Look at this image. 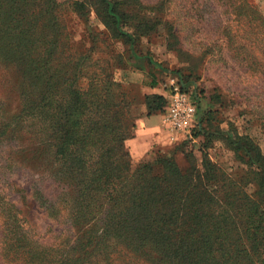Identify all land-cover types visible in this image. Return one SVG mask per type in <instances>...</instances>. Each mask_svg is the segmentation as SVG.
<instances>
[{
    "label": "rangeland",
    "instance_id": "1",
    "mask_svg": "<svg viewBox=\"0 0 264 264\" xmlns=\"http://www.w3.org/2000/svg\"><path fill=\"white\" fill-rule=\"evenodd\" d=\"M123 1L128 14L124 32L134 34L131 43L114 40L93 12L89 22L74 17L70 24L76 50L85 54L96 47L92 70H111L115 82L136 84L143 94H167L164 86L179 72L193 82L190 92L203 93L209 112L208 133L195 139L168 130L165 112L146 117L140 100L133 114L142 115V135L136 131L137 146H132V139L127 141L133 168L160 149L204 181V152L219 171V181L210 184L216 200L238 209L235 206L244 204L246 197L233 190L230 180L241 182L248 168L228 146L226 136H248L264 153V20L253 23L247 16L240 22L221 6L222 0ZM238 5L239 14L253 11L264 18V0H239ZM17 72L0 65V264H174L167 257V249L174 245L171 236L165 243L147 244L149 258L134 257L123 244L128 234L106 236L102 228L77 225L71 216L75 182L56 159L39 114L23 113L24 85ZM153 77L159 85L155 89L149 87ZM87 85V80L82 82L83 88ZM207 136H212L208 143ZM244 192L253 198L257 187L252 183ZM228 212L236 216L234 209ZM205 232L215 233L200 226L198 247L211 244L232 250L250 244L238 233L227 236L233 232L228 229L218 237L207 234L208 239ZM259 237L264 250V230ZM262 260L264 254L256 264Z\"/></svg>",
    "mask_w": 264,
    "mask_h": 264
},
{
    "label": "trees",
    "instance_id": "2",
    "mask_svg": "<svg viewBox=\"0 0 264 264\" xmlns=\"http://www.w3.org/2000/svg\"><path fill=\"white\" fill-rule=\"evenodd\" d=\"M238 2L220 3L239 16L240 22L248 17L253 23L264 20L253 11L239 14ZM125 5L123 0H0V65L18 70L24 85L23 113L39 114L56 159L75 182L72 218L77 225L102 228L106 236L128 234L123 244L135 252L134 257L149 258L147 244L165 243L171 236L181 242L174 246L172 240L174 245L167 249L174 264L258 263L256 259L264 254L259 237L264 230V153L250 137L226 136L228 146L248 168L241 182L230 180L233 190L246 197L244 204L235 206L238 209L230 203L223 207L216 200L210 184L219 181V171L204 152V181L194 176L191 167L180 168L160 149L151 151L145 164L133 168L127 141L135 138L137 122L142 119L133 109L143 102L149 118L166 112L167 98L143 94L136 84L117 83L111 70H92L98 49L92 47L87 53L84 48L85 54L80 53L70 29L74 17L89 22L94 12L114 40L130 44L134 34L124 32L128 26ZM174 75L190 92L193 82L179 72ZM85 80L88 85L83 88ZM156 81L153 77L151 89L159 86ZM191 93L198 107V124L191 138L200 139L209 131V112L203 93ZM211 140L207 136L206 143ZM252 183L257 193L249 198L244 188ZM232 209L234 217L228 212ZM200 226L215 231L205 232V239L207 234L218 237L228 229L233 232L227 236L238 233L250 244L244 242L232 250L211 244L198 247Z\"/></svg>",
    "mask_w": 264,
    "mask_h": 264
},
{
    "label": "built area",
    "instance_id": "3",
    "mask_svg": "<svg viewBox=\"0 0 264 264\" xmlns=\"http://www.w3.org/2000/svg\"><path fill=\"white\" fill-rule=\"evenodd\" d=\"M167 106L165 123L168 130L189 135L198 124V107L191 92H187L176 77H170L164 86ZM171 140H175L171 137Z\"/></svg>",
    "mask_w": 264,
    "mask_h": 264
},
{
    "label": "crops",
    "instance_id": "4",
    "mask_svg": "<svg viewBox=\"0 0 264 264\" xmlns=\"http://www.w3.org/2000/svg\"><path fill=\"white\" fill-rule=\"evenodd\" d=\"M144 124V122L142 121V119H141V128L138 126V128H137V133L139 132L141 135H142V133H141V131H140V129H142L143 128V125ZM137 139H139L138 137H137ZM137 139H132L131 140V142H133L132 143V146H137L138 145V142H136V140ZM149 150V149H148Z\"/></svg>",
    "mask_w": 264,
    "mask_h": 264
}]
</instances>
